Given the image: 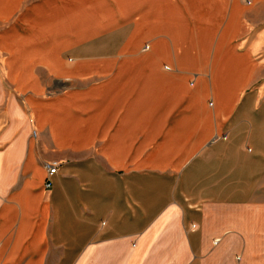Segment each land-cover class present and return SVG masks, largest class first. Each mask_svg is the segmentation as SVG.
Returning <instances> with one entry per match:
<instances>
[{"label": "crops", "instance_id": "0c3cea01", "mask_svg": "<svg viewBox=\"0 0 264 264\" xmlns=\"http://www.w3.org/2000/svg\"><path fill=\"white\" fill-rule=\"evenodd\" d=\"M242 12L16 0L0 15L8 44L70 37L60 64L0 47V264H264L262 39L235 45Z\"/></svg>", "mask_w": 264, "mask_h": 264}, {"label": "rangeland", "instance_id": "374dc122", "mask_svg": "<svg viewBox=\"0 0 264 264\" xmlns=\"http://www.w3.org/2000/svg\"><path fill=\"white\" fill-rule=\"evenodd\" d=\"M230 1L231 0H228V3H230ZM238 1L243 7V12L241 15L239 31L235 39V45L239 50L244 51L245 49L249 48L251 42H253L255 39H262V42L254 55L255 69L253 74L255 75L258 74L261 69H264V66L261 67L259 64L260 58L264 56V0ZM15 3L16 0H0V15L11 9ZM55 14L56 13H54V15ZM54 15L51 14V17ZM55 18L56 15L53 17V19L54 23L57 24ZM3 30V24L0 22V35L2 34ZM70 31H72V33H69V36H74L76 32H78V29L73 28ZM52 32L54 33L53 35ZM111 33L113 32H108L106 35H110ZM26 35V38L15 39L9 44L6 43L5 40H0V47L8 48L10 52H16L25 57V59H27L29 56H40L45 59H49V61L53 64L61 63V60L54 58L53 55L58 54L59 50L63 48V45L70 38L68 37L66 28H56L55 26V28L48 27L44 30L43 28L36 26L29 29L28 34ZM44 37L46 38L44 39ZM47 39L50 41L49 44L45 43V40ZM51 40L54 42L52 43ZM111 45L112 43H106V49L110 48ZM149 46V43H145L143 49H141L142 52L148 51ZM51 52L53 54H50ZM68 53H70V51L67 52V62L71 61ZM144 66L150 67V59L145 60ZM167 68V66H163V69Z\"/></svg>", "mask_w": 264, "mask_h": 264}, {"label": "built area", "instance_id": "2783aa9c", "mask_svg": "<svg viewBox=\"0 0 264 264\" xmlns=\"http://www.w3.org/2000/svg\"><path fill=\"white\" fill-rule=\"evenodd\" d=\"M57 168H58L57 163L53 162V163L45 164V169L47 171V180H46V183H45V188L46 189L50 188V186H51V181H50L51 177H53L56 174ZM193 228H194V226L190 225V229H193Z\"/></svg>", "mask_w": 264, "mask_h": 264}]
</instances>
